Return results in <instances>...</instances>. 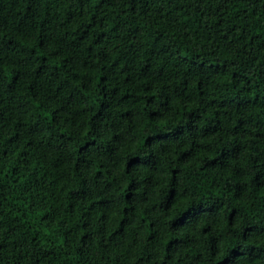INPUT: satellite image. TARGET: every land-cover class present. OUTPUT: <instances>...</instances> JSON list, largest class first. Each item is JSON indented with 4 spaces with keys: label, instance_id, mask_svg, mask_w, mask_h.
Returning <instances> with one entry per match:
<instances>
[{
    "label": "trees",
    "instance_id": "16d2710c",
    "mask_svg": "<svg viewBox=\"0 0 264 264\" xmlns=\"http://www.w3.org/2000/svg\"><path fill=\"white\" fill-rule=\"evenodd\" d=\"M0 264H264V0H0Z\"/></svg>",
    "mask_w": 264,
    "mask_h": 264
}]
</instances>
